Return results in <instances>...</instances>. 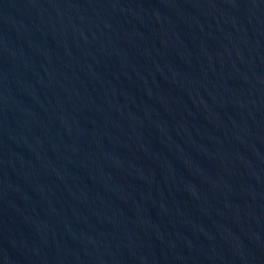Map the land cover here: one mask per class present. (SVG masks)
Returning a JSON list of instances; mask_svg holds the SVG:
<instances>
[{
    "label": "water",
    "instance_id": "95a60500",
    "mask_svg": "<svg viewBox=\"0 0 264 264\" xmlns=\"http://www.w3.org/2000/svg\"><path fill=\"white\" fill-rule=\"evenodd\" d=\"M0 264H264V0H0Z\"/></svg>",
    "mask_w": 264,
    "mask_h": 264
}]
</instances>
